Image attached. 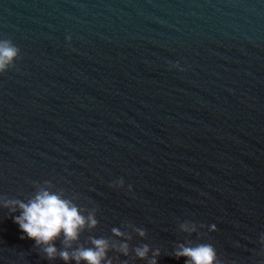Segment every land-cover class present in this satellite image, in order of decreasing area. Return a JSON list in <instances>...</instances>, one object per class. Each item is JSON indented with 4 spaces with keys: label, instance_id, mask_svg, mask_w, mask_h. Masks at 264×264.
Wrapping results in <instances>:
<instances>
[{
    "label": "water",
    "instance_id": "95a60500",
    "mask_svg": "<svg viewBox=\"0 0 264 264\" xmlns=\"http://www.w3.org/2000/svg\"><path fill=\"white\" fill-rule=\"evenodd\" d=\"M0 42V264H264V0H0ZM43 191L96 221L51 259L13 219Z\"/></svg>",
    "mask_w": 264,
    "mask_h": 264
},
{
    "label": "clouds",
    "instance_id": "9594fccd",
    "mask_svg": "<svg viewBox=\"0 0 264 264\" xmlns=\"http://www.w3.org/2000/svg\"><path fill=\"white\" fill-rule=\"evenodd\" d=\"M66 39L70 42L71 37ZM17 49L7 42H0V75H2L16 58ZM174 67L179 68L177 64ZM20 215L14 216V222L19 226L20 231L38 246H44L48 257L51 259L56 254L53 241L63 234L66 241L76 240L80 230L87 223L90 227H95L96 221L93 217H88L87 221L80 214L79 209L70 201L61 198L56 194L43 191L35 199L28 203L19 202ZM113 234L122 236L119 230L113 229ZM144 235L143 232L140 233ZM94 248L80 249L70 255L67 251L60 253V258L68 264L70 260H75L76 264L81 261L87 264H104L107 257V242L104 240H93ZM122 252L127 255V245H123ZM149 253L147 246L138 248L136 255L140 259H145ZM154 254L151 264H158ZM177 258H185L188 264H216L215 249L209 244H202L195 248L182 247L176 252ZM108 264H111L109 261Z\"/></svg>",
    "mask_w": 264,
    "mask_h": 264
}]
</instances>
